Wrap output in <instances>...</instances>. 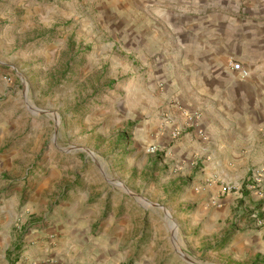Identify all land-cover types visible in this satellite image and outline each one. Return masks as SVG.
Here are the masks:
<instances>
[{"label": "crops", "instance_id": "obj_1", "mask_svg": "<svg viewBox=\"0 0 264 264\" xmlns=\"http://www.w3.org/2000/svg\"><path fill=\"white\" fill-rule=\"evenodd\" d=\"M110 3L107 17L123 25L129 52L137 53L149 78L125 97L131 134L116 149L125 168L139 177L135 185L129 176L118 177L135 191L149 184L138 191L145 199H154L153 191L161 198L170 193L168 207L181 223L188 214V229L199 230L203 242L217 245L234 230L230 243L251 253L247 264H264V0ZM131 116L144 120L134 123ZM115 125L128 132L124 124ZM175 129L181 131L177 138ZM126 146L131 153L123 158ZM5 151L1 219L7 227L18 216L32 225L22 235L14 230L10 242L18 252L3 255L7 264H183L172 251L165 254L169 244H158L151 232L154 214L130 194L102 187L99 177H77L68 156L51 155L40 163L41 175L10 187L2 177L24 155ZM257 169L263 180L251 189ZM227 184L240 190L224 192Z\"/></svg>", "mask_w": 264, "mask_h": 264}, {"label": "rangeland", "instance_id": "obj_2", "mask_svg": "<svg viewBox=\"0 0 264 264\" xmlns=\"http://www.w3.org/2000/svg\"><path fill=\"white\" fill-rule=\"evenodd\" d=\"M110 1L0 0L1 152L16 149L24 155L14 158L11 174L2 179L13 187L30 175L38 177L47 156L55 160L68 156V163L76 167L73 175L83 173L95 181L99 177L102 187L114 191L128 188L134 201L149 208L155 224L151 232L158 244H169L165 254L172 251L183 264H247L251 253L240 244L229 241L217 248L198 239L199 230L188 229V214L181 223L168 207L173 201L170 193L161 198L153 191L154 199L144 201L139 190L145 191L149 184L139 186L138 192L118 177L129 176L133 184L139 177L125 168L116 149L128 143L131 134L123 112L125 97L130 88L148 83L149 78L147 66L140 68L137 53L129 52L123 25L107 17ZM136 92L131 91L132 97ZM131 117L134 123L144 120ZM116 121L119 129L124 124L128 132L117 131ZM118 132L125 135L117 136ZM23 143L27 148L19 151ZM130 149L124 147L123 158ZM24 189L29 192L31 186ZM154 203L163 204L171 217ZM17 218V224L7 227L0 216V264H7L4 254L18 252L10 242L14 230L22 235L32 228L27 224L30 219L21 223Z\"/></svg>", "mask_w": 264, "mask_h": 264}, {"label": "built area", "instance_id": "obj_3", "mask_svg": "<svg viewBox=\"0 0 264 264\" xmlns=\"http://www.w3.org/2000/svg\"><path fill=\"white\" fill-rule=\"evenodd\" d=\"M233 67L236 70H239L241 72V75L244 78L248 76V74H249L248 71L246 69H244L240 63H233ZM196 117H197V114L191 115L190 117H188V121L192 122ZM180 132H181L180 129H175V131L173 132V137L177 138L180 135ZM149 150L151 152H156L157 147L152 146V147H150ZM262 180H263V171L261 169L255 170V172L253 173V176H252V181L254 183L250 184V188L251 189L256 188V185L262 183ZM238 190H240V187H237L236 185H233V184H229V185L227 184V185H224V187H223L224 192H234V191H238ZM261 192H263V191H261ZM259 224H262V222H260Z\"/></svg>", "mask_w": 264, "mask_h": 264}, {"label": "trees", "instance_id": "obj_4", "mask_svg": "<svg viewBox=\"0 0 264 264\" xmlns=\"http://www.w3.org/2000/svg\"><path fill=\"white\" fill-rule=\"evenodd\" d=\"M234 232H235L234 230H231V231L227 232V233L222 237V239L219 241V243L217 244V248H218V247H219V248H223V247H225L226 244L230 241V239H231L232 235L234 234ZM253 264H256V262L253 263Z\"/></svg>", "mask_w": 264, "mask_h": 264}, {"label": "water", "instance_id": "obj_5", "mask_svg": "<svg viewBox=\"0 0 264 264\" xmlns=\"http://www.w3.org/2000/svg\"><path fill=\"white\" fill-rule=\"evenodd\" d=\"M57 131V129H56ZM122 185V184H121ZM125 192H127L128 194H133L128 188H125ZM144 201H147V199L143 198ZM155 206H159L161 207L169 217H171V215L169 214V212L167 211V209L165 208V206L163 204H160V203H154Z\"/></svg>", "mask_w": 264, "mask_h": 264}, {"label": "bare ground", "instance_id": "obj_6", "mask_svg": "<svg viewBox=\"0 0 264 264\" xmlns=\"http://www.w3.org/2000/svg\"><path fill=\"white\" fill-rule=\"evenodd\" d=\"M173 225L176 226L174 223H173ZM175 229H176V228H175ZM176 232H177V231L175 230V235L177 236ZM176 239H177V238H176Z\"/></svg>", "mask_w": 264, "mask_h": 264}]
</instances>
